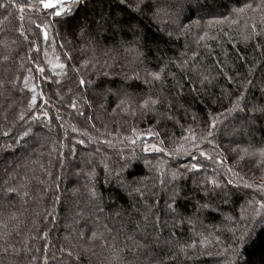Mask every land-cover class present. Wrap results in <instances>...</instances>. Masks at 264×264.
Masks as SVG:
<instances>
[{"label":"trees","instance_id":"trees-1","mask_svg":"<svg viewBox=\"0 0 264 264\" xmlns=\"http://www.w3.org/2000/svg\"><path fill=\"white\" fill-rule=\"evenodd\" d=\"M137 3L0 0V264H264V0Z\"/></svg>","mask_w":264,"mask_h":264},{"label":"snow or ice","instance_id":"snow-or-ice-1","mask_svg":"<svg viewBox=\"0 0 264 264\" xmlns=\"http://www.w3.org/2000/svg\"><path fill=\"white\" fill-rule=\"evenodd\" d=\"M63 3H64V0H39V4H40V5H42L45 9H51V10H53L54 15H55V16H58V17L61 16V15H67V14L71 11V9H65L64 6H63ZM141 3H143V0H138L137 6H136V8L134 9L135 11H139V10H140V4H141ZM0 6H2V5H0ZM57 7L60 8V11H55V9H56ZM44 36H45V39H47V33H46V32L44 33ZM56 67L63 68L64 65H63V64H60V65H56ZM39 71L43 72L44 69H43V68H39ZM157 78H158V77H157ZM80 83H81V84L84 83L83 79H81ZM32 100H33V103H35V102H36V97L33 96ZM45 102H46V101H45ZM144 103H145V106H147L148 101H145ZM151 103L154 105V104L157 103V101H156V100H151ZM74 106H75V105H73V107H74ZM45 115H46V113H45ZM214 126H215V125H214V123H213V124H212V127H214ZM209 134H211V133H209ZM81 143H83V141H81ZM152 147H153V148H156L155 145H153ZM147 150H148V149L145 148V151H147ZM156 150H157V151H162V149H156ZM193 167H195V165H193ZM204 207H207V205H205ZM261 207L264 208V202L261 203ZM93 235H95V233H93Z\"/></svg>","mask_w":264,"mask_h":264},{"label":"rangeland","instance_id":"rangeland-1","mask_svg":"<svg viewBox=\"0 0 264 264\" xmlns=\"http://www.w3.org/2000/svg\"><path fill=\"white\" fill-rule=\"evenodd\" d=\"M2 116L4 117V115H2ZM9 122H10V121H9ZM152 146H153V144H149V145L146 146V148H148V149H150V150H152V151H153V150H156L157 146H156V148H153Z\"/></svg>","mask_w":264,"mask_h":264},{"label":"water","instance_id":"water-1","mask_svg":"<svg viewBox=\"0 0 264 264\" xmlns=\"http://www.w3.org/2000/svg\"><path fill=\"white\" fill-rule=\"evenodd\" d=\"M71 1H73V0H64L63 5L66 4V3H69V2H71ZM42 7H43V6H42ZM57 8H59V7H57ZM57 8H56V9H57ZM43 9H45V8L43 7ZM46 10H49V9H46Z\"/></svg>","mask_w":264,"mask_h":264}]
</instances>
